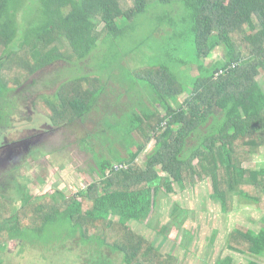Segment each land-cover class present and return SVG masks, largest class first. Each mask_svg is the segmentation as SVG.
Returning <instances> with one entry per match:
<instances>
[{
	"label": "trees",
	"instance_id": "1",
	"mask_svg": "<svg viewBox=\"0 0 264 264\" xmlns=\"http://www.w3.org/2000/svg\"><path fill=\"white\" fill-rule=\"evenodd\" d=\"M152 2L183 5L188 26L182 31L192 34L195 71L189 73L183 63L180 79L166 62L130 70L151 91L150 106L120 114L126 154L116 150L112 162L96 163L98 177L83 189L35 200L24 196L19 207L0 195V264L9 259L4 254L10 240L36 246L35 235L50 233L58 223L69 224L71 239L87 248L81 264H179L175 254L161 251L127 222L143 221L162 188L171 193L204 181L222 212L240 201L260 212L255 228L240 223L230 229L229 253L214 264H232L235 254L251 257L238 264H261L254 258L264 255V164L243 163L264 147V90L258 81L264 72V0H39L36 21L25 25L18 24L25 1L0 0V126L8 119L4 105L10 96L27 91L37 71L91 55L99 25L103 40L124 34L122 23ZM219 47L221 55L205 64ZM100 81L97 73L85 72L63 79L51 94L32 96L52 125L68 126L83 121L95 106L103 91ZM186 212L173 203L167 226L158 232L165 237L167 227L178 225Z\"/></svg>",
	"mask_w": 264,
	"mask_h": 264
},
{
	"label": "rangeland",
	"instance_id": "2",
	"mask_svg": "<svg viewBox=\"0 0 264 264\" xmlns=\"http://www.w3.org/2000/svg\"><path fill=\"white\" fill-rule=\"evenodd\" d=\"M24 1L27 9L19 11L18 24H33L38 16L39 0ZM185 13L180 2H152L133 21L122 23L124 34L105 35L104 40L102 25H99L98 45L91 55L75 63L55 61L33 75L34 84L27 91L20 92L21 96H10L8 104L4 105L8 119L0 131V141L4 135L8 141L16 140L12 166L7 169L10 171L17 167L14 181H19L29 194H36L38 198L45 193L66 196L83 189L98 177L96 163L104 158L112 162L116 150L125 155L126 150L120 140L125 133V123L117 121L119 116L125 110L138 108L135 107L137 105L144 108L151 103V91L134 78L130 70L166 62L180 79H183L186 69L183 63L187 64L189 73L195 71L192 34L182 31L188 26V21L182 19ZM221 53L220 47L215 49L209 58L204 59L205 64ZM90 71L99 75L103 85V91L90 113L84 115L83 121L78 120L72 125H50L32 95L39 92L51 94L63 79ZM258 81L264 90L263 71ZM108 124L113 126L107 127ZM31 129H38L40 134L35 137L33 145L27 147L26 138ZM126 137L129 138L128 135ZM152 142L140 153V163ZM30 154H37L35 161L28 160ZM243 164L249 167L263 165L264 147ZM5 170L0 168V195L10 206L19 207L22 200L19 194L7 183L8 180H1ZM209 194V181L196 183L185 190L176 187L171 193L162 188L149 215L141 222L129 220L127 223L152 239L161 251L175 254L179 264H213L216 258L229 253L226 243L230 229L240 223L255 228L260 212L253 204L242 201L231 211L222 212ZM32 198L35 200V197ZM175 202L187 209L185 219L179 215V226L167 227L163 237L158 231L162 225L167 226L168 214ZM69 228L66 223L54 224L50 233L35 235L36 246L10 240L4 254L9 259H4V264H81L87 258L84 257L87 248L71 239ZM50 236H53L51 240ZM47 239L50 241L47 242ZM233 256V264L244 259L236 254ZM111 257L119 263L120 258L116 255Z\"/></svg>",
	"mask_w": 264,
	"mask_h": 264
},
{
	"label": "flooded vegetation",
	"instance_id": "3",
	"mask_svg": "<svg viewBox=\"0 0 264 264\" xmlns=\"http://www.w3.org/2000/svg\"><path fill=\"white\" fill-rule=\"evenodd\" d=\"M50 123V125H52V123L50 122V120L48 121ZM54 126V125H52ZM3 128V124L0 126V131ZM33 128V127H31ZM3 132V131H2ZM29 132V136L26 138L27 139V147L29 145H33L34 141H35V137L38 136V134H40V131H38V129H31L28 131ZM42 134V133H41ZM16 141V140H14ZM14 141H8L7 137L4 135L3 139L0 141V168L4 167L5 170V174L3 176H1V180H8L7 183L9 182L11 186H13V190L15 192H17L19 194V197L22 199L24 196L26 197H35V199L38 198V196H36V194L32 195L29 194L26 190L24 186H21L19 184V181H14L13 177H16V172L15 170L17 169V167L11 168V170H7L9 169L8 167L12 166V162H11V158H12V152L14 153L15 150V142ZM14 147V148H13ZM37 155V154H36ZM35 156L31 155L29 156V159H32L31 161H35ZM6 166V167H5ZM45 166V164H44ZM6 183V184H7ZM24 188V189H23ZM22 201V200H21ZM20 201V202H21ZM20 204V203H19Z\"/></svg>",
	"mask_w": 264,
	"mask_h": 264
},
{
	"label": "crops",
	"instance_id": "4",
	"mask_svg": "<svg viewBox=\"0 0 264 264\" xmlns=\"http://www.w3.org/2000/svg\"><path fill=\"white\" fill-rule=\"evenodd\" d=\"M234 257V256H233ZM244 259L243 261H239L238 263L240 262H246L248 259H250L251 257L250 256H243ZM257 262L261 263V264H264V255H258L254 258ZM215 261V260H214ZM233 261H234V258H233ZM237 263V264H238ZM214 264V263H213ZM233 264V263H232Z\"/></svg>",
	"mask_w": 264,
	"mask_h": 264
}]
</instances>
